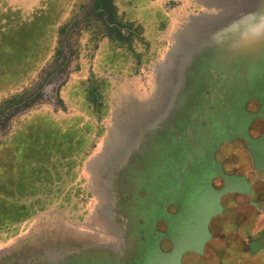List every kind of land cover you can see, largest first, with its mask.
I'll return each instance as SVG.
<instances>
[{
    "label": "rangeland",
    "instance_id": "1",
    "mask_svg": "<svg viewBox=\"0 0 264 264\" xmlns=\"http://www.w3.org/2000/svg\"><path fill=\"white\" fill-rule=\"evenodd\" d=\"M40 1L4 0L5 5L19 8H29ZM89 2L42 0L44 8L35 13L40 12L41 18L45 16L48 22L52 21L46 30L45 52L21 81L10 84L0 80L1 102L13 93L35 89L41 79L49 75L36 105L7 120L3 118L7 114L0 116V163H4L0 164V264H88L92 257L102 255L104 250L105 254L112 251L109 244L120 245L122 235L128 232L132 222L135 223L132 210L136 211L145 200L150 202L151 196L155 199L156 192L153 191L156 189L162 202L156 201L162 207L168 203L167 200L171 203V200L177 202L179 199L192 205L191 209H196L198 205L195 203L202 198L199 192L200 172L190 183H184L182 178L179 188L169 191L173 183L170 176L174 169V148H171L167 126L174 129L177 119L181 125L185 122V108L202 88L203 68L209 61L210 64L223 63V73L231 77L234 89L230 93L231 109L223 115L212 112L206 117L219 118V126L241 129L251 119V103L248 101L251 95L260 104L257 115L264 119V0H114L118 17L140 25L142 41L135 38L131 44L132 52L123 47L122 50L110 48L108 55L103 48L107 40L102 23L97 15L85 18ZM170 17L171 22L167 26ZM67 23L73 26L67 37V48L72 50V54L69 55L68 66L57 69L52 62L57 45V27ZM162 26L163 31L158 32ZM109 59L117 60L119 65L113 67L107 63ZM202 63L200 72L189 78L188 72H194ZM209 68L211 74L206 76V83L217 75L214 66ZM64 77L65 82L58 86ZM86 77L89 84H84V87L95 111L91 123L96 126V134L91 133L94 147L88 156L99 154L102 145L105 152L86 166L87 157L74 167L77 173L72 184L78 190L69 189L71 176H66L65 168L62 170L56 165V170L62 172L68 183V190H60L56 194L54 188L50 189L52 194L43 199V207L36 199L28 205L23 203L29 207L24 210L19 202L30 200L14 201L13 196L7 193L12 181L6 168L15 165L6 162L7 157L14 154L15 144L17 153L30 154L29 138L34 140L33 146L36 143L44 146L47 137L56 134L57 129L58 134L63 132L57 126H48L47 131L46 126H41L42 132L35 131L40 126L25 124L29 116L60 121L77 114L79 104L76 105L71 98V84ZM100 77L106 79L104 89L103 82L100 87H94ZM100 92L104 95L101 96ZM205 93L200 104L202 111L213 102L210 87ZM190 117L196 121L203 119V114L193 110ZM158 125L159 128L151 131ZM186 130L189 134L190 129ZM140 142L142 146L135 155L136 163H130L128 168L119 163L116 169L112 168L116 163L115 156L125 155L121 151L128 148L126 153L131 158ZM40 148L34 146L33 153L40 154ZM122 159L124 161L126 157ZM46 165L50 169L54 164ZM18 166L29 167L22 162ZM88 177L92 183L87 182ZM84 182L96 185L92 188L100 204L97 213L91 209L96 197L87 194ZM141 187L146 194H141ZM185 187L194 191L188 198L179 192ZM39 192L36 190L31 197L43 194L42 189ZM169 193L171 200L168 199ZM20 207L22 210H18ZM176 221L180 227L179 234L190 240L200 225L198 215L189 217L184 212ZM158 227L161 228L160 225ZM116 258L114 260L119 264H126L125 258ZM145 259L151 262L149 258Z\"/></svg>",
    "mask_w": 264,
    "mask_h": 264
},
{
    "label": "flooded vegetation",
    "instance_id": "2",
    "mask_svg": "<svg viewBox=\"0 0 264 264\" xmlns=\"http://www.w3.org/2000/svg\"><path fill=\"white\" fill-rule=\"evenodd\" d=\"M170 22L171 17L167 26ZM163 29L164 26L158 32ZM105 39H108L106 35ZM113 45L116 44L103 47L108 51L107 55L110 52L108 49H112ZM118 47L116 50L121 49V46ZM110 60L107 63H110ZM203 64L197 65L198 68H194V72L189 71L188 77H195ZM221 64L223 66V63ZM221 64H210L209 61L208 66L204 65V77L201 79L203 86L195 94V100L185 108V122L181 125V121L177 119L174 129L167 126L171 135V148H174V169L170 176L173 183L169 191H176L178 184L183 181L182 178L184 183H190L200 172L199 192L202 198L195 203L197 208L191 209L192 205L189 206L184 200L177 199V202H173L170 193L168 199L172 202L167 200L168 203L162 207L161 203L156 201H161L159 191L154 190L158 199L154 194L155 199L151 196L150 202L145 200L139 204L136 211L132 210L135 223L132 222L130 228L126 226L129 230L127 233L126 229L124 230L120 245L109 244L112 251L105 254L104 250L102 255L92 257L88 264H119L114 257L125 258L126 264H264V119L257 115L260 104L251 95L248 98L251 103V119L241 129L219 126V118L213 120L206 117V114L212 112L223 115L231 109L230 93L234 89V83L230 80L231 77L223 73ZM99 65L102 66V63ZM209 66L217 69V75L207 84ZM175 76L176 74L173 75ZM86 79L87 77L72 82L73 98H77L78 82ZM100 79L106 82L105 78ZM209 87L213 102L202 111L201 100L205 99V90ZM74 103L77 105L76 101ZM78 109L77 114L83 115L81 109ZM193 110L203 114V119L191 120L190 114ZM159 127L160 125L153 126L151 131ZM186 128L190 129L189 134ZM141 142L135 146L137 150L135 154L130 155L131 158L126 153L128 148L121 151L125 155L115 156L116 163L112 168L116 169L119 163L123 164V168H128L130 163H136L135 155L142 146ZM98 152L97 155H87L85 166L90 160L103 154L105 147L102 145ZM122 157H126V160L123 161ZM88 181H92L91 177H88ZM87 182H84L87 194L94 195L92 198H95V184L89 182L88 185ZM140 190L141 194L147 193L142 187ZM179 192L188 198L194 191L185 187ZM97 200L96 197L91 203V209L96 213L100 207ZM181 212L189 217H199L200 225L191 240L179 234L180 227L176 219ZM145 258H149L151 262Z\"/></svg>",
    "mask_w": 264,
    "mask_h": 264
},
{
    "label": "trees",
    "instance_id": "3",
    "mask_svg": "<svg viewBox=\"0 0 264 264\" xmlns=\"http://www.w3.org/2000/svg\"><path fill=\"white\" fill-rule=\"evenodd\" d=\"M41 1L29 8H19L17 6L5 5L4 0H0V80L2 82L13 84V81L14 83L21 81L26 73L33 68L36 60L41 59L46 50V48H43L47 42L46 30L52 21L48 22L45 16L41 18L40 12L35 13L44 8ZM84 15H86L85 18L91 15H97L98 20L103 25V32L108 38L107 44H116L112 46V49L121 46L122 50V47L126 46V49L132 52L131 44L134 39L137 38V40L142 41L140 25L133 23L129 19L122 20L118 17L113 0H90ZM72 29L73 26L70 23L57 27V45L54 56L52 57V62L55 63V68L57 69L68 66L69 55L72 54V50H68L67 48V37ZM110 63L113 67L119 65L114 59L110 60ZM48 79L49 75H46L41 79L35 89H25L23 92L13 93L4 98L0 102V116L7 114L3 117L4 120H7L8 117L36 105L40 97V91L48 82ZM64 82L65 77L59 82L58 86ZM98 82L94 84V87H100L99 84L103 82L102 88L104 89L106 82L101 79ZM86 83L89 84L87 79L78 82L76 88L77 98H73V92L71 90V98L76 102L78 101L77 105L79 103V108L84 113L83 115L75 114L69 118L64 117L60 121L52 118H49L50 121H47L38 115H35L34 118L29 116L30 119L26 122L25 126H40L35 131L42 132L43 128L41 126H46V131L49 128L48 126H57L63 132L58 134L59 129H57L56 134L53 133L47 137L44 146L41 143L34 144V146L41 147L39 150L40 154L33 153L34 140L29 138L28 148L30 149V154H22V156L19 152L17 153L15 144L13 147L14 154H9L7 157L6 162L15 164L13 167L7 166L6 168L12 181L8 185L7 193H10L13 196L12 199L18 202L19 200L22 201L28 198L30 200L29 202H19V205L24 206V210H28L29 207L26 205L32 201L34 202L36 199L40 200L39 203L43 207L45 205L44 200L52 194L50 189L54 188V193L56 194L60 190L64 192L68 190L66 187L68 183L64 180L62 172L56 170V165H58L57 168L61 166L62 170L65 168V173H63L66 176H71L69 189H79L74 186L75 184H72L73 176L77 173V171H74V167L79 166L83 159L90 153L93 147L91 133L94 132V135L96 134V126L91 123L93 113L95 112H93L94 105L87 96L89 93H87V88L85 89L84 87ZM100 93L102 96L103 93ZM91 100L94 101L92 98ZM98 102L100 101L98 100ZM99 104L102 105L103 103ZM66 130L68 131L64 133ZM20 162L27 163L29 167L24 166L20 168L18 166ZM51 163L54 165L49 169L46 164ZM16 169H21V171ZM38 189L40 192L42 189L43 194H37L35 198H32L31 196ZM37 196L40 197L36 198ZM12 199L11 202L13 201ZM23 203H26V205ZM12 208H15L14 205H12ZM19 209L22 210L21 207Z\"/></svg>",
    "mask_w": 264,
    "mask_h": 264
}]
</instances>
